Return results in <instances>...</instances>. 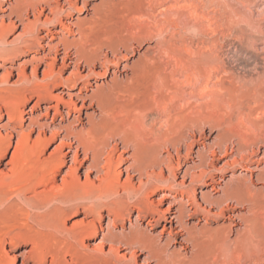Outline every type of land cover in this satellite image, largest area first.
Here are the masks:
<instances>
[{"label": "bare ground", "instance_id": "1", "mask_svg": "<svg viewBox=\"0 0 264 264\" xmlns=\"http://www.w3.org/2000/svg\"><path fill=\"white\" fill-rule=\"evenodd\" d=\"M4 1L0 0V9L6 11L0 16V82L5 83L0 87V118L5 115L6 122L0 124V164L11 150L0 168V264H14L15 259L8 256L4 243L13 246L20 241L30 244L27 252L33 264H138L140 255L139 264H264V231L257 215L264 208V134L251 122L254 111L241 114L246 129L235 143L225 133H206L196 118V106L218 102L228 90L225 82L233 77L213 52L212 34L210 40H199L202 48L185 39L168 46L158 43L151 53L146 46L128 64L124 58L129 59L140 38L118 36V44L105 45L93 33L96 20L118 1L101 0L90 8V18L72 23L63 15L82 12L86 0L80 4L79 0H10L2 8ZM220 1L226 0H148V4L163 14L154 25L179 28L182 23L185 30L205 37L216 32L217 13L205 5ZM228 1L232 15L255 25L252 31L264 39V25L254 24L264 20V0ZM139 13L137 20L151 17L143 9ZM16 22L21 28L8 40ZM30 47L42 50L17 66H4L8 58ZM103 47L102 56L98 50ZM256 47L264 51V42ZM27 65H31L28 74ZM100 66L102 70H97ZM13 71L16 77L9 82ZM108 73V80L96 82ZM256 80L259 90L252 97L259 96L261 105L255 116L263 118L264 70ZM57 86L61 90L53 93ZM32 97L33 106L43 102L42 111L33 114L29 109L24 117L22 107ZM56 139L58 143L45 154ZM182 155L192 160L182 163ZM249 162L256 163L255 172L234 174L237 166L247 169ZM82 167L83 179L78 173ZM228 168L231 173L225 179ZM214 173H219L218 185ZM207 185L209 189L197 190ZM78 211L84 217L66 226L67 217ZM102 211L112 216L104 228ZM225 216L232 221L210 224ZM126 219L127 231L115 232L116 222ZM161 220L164 223L154 232ZM99 231L98 246L90 248L85 239ZM105 244L108 250L103 249ZM121 249L128 252L120 253Z\"/></svg>", "mask_w": 264, "mask_h": 264}, {"label": "rangeland", "instance_id": "2", "mask_svg": "<svg viewBox=\"0 0 264 264\" xmlns=\"http://www.w3.org/2000/svg\"><path fill=\"white\" fill-rule=\"evenodd\" d=\"M9 1L10 0H5L3 5H2V8L5 7ZM102 1L107 2L109 0H102ZM113 1H115V2L118 1L117 5L115 7H113L112 9H110L108 12L100 15V18L96 20L97 23L93 29V33L95 35H98L99 36L98 39L101 41L100 43L105 44V45H116V44H118V42H117L119 40L118 38H123V37L129 38L132 36L140 38V40H141L140 44L134 45V49H133L134 51L132 50L129 59L124 58V62H128V64H130V62H132V61L137 60L138 56L140 54H142V52H144L147 47H149V50L147 52L151 53L152 49L157 47L158 45H161V44L166 45L167 44V46H168L169 45L168 43H171V42L179 43L185 39L187 41L193 40L194 46L196 43H198V46L200 48H202V46H200L201 44H199L200 43L199 40H202L203 38L205 39L207 37L209 38V39L207 38V40H210L211 39L210 36L212 34V39L215 40L214 50H216V51L213 50V52H215L217 54V56L219 57V59L222 60V62H224V64L227 66V68L229 70H231L230 73H231V75L233 74L232 75L233 79L231 78V80L229 82H225V87H226V89L228 87L229 91L227 90V91L222 92L219 95V99L217 100L218 102H214V103H205V102L202 103L201 102L199 105L196 106L195 111L197 114L196 118L198 119V122H200L202 125L205 126L206 133H208L209 130H210V133L212 132V136L218 132L219 133H225L235 143L236 142L235 140L238 139L242 135L240 133L244 132L246 129V126L244 125L245 123H242V121L240 119L241 114L246 113V111H248V112L254 111L252 113V116L254 115L253 117H255L257 119L251 117V120H252L251 122L253 124L256 123V125L259 127V132H262V134H264V117L262 118V117H256L255 116L256 110H258V108L261 105L260 99H258L259 96H257L256 98L252 97V96H256L257 95L256 93L259 90L257 88V87H259V85H258L259 81L256 80L257 76L260 75L261 72H263V70H264L263 69V67H264V64H263L264 63V51L263 50L261 51L256 46L258 43H260V41L264 42L263 41L264 39H263L262 35L257 34L256 30L252 31L253 28L256 29L255 25L251 24L249 26L250 23L244 17L232 15V12L230 10V5H229L230 2L229 1L226 2L227 0L226 1L223 0L226 3L225 2L222 3L220 1V3L218 2L219 4L215 3L214 6H212V4H209V2H207V5H205L206 8H210V9L214 7L215 13L217 12L215 14V17H216L215 21H213V23H214L213 28H215L216 32H214V34L212 32H209V34H208L209 36H205V37H204V35H200V34L196 33L194 30L193 31L191 29L187 30V27L185 30V27L182 25V23L179 26L180 29L178 27L175 28L174 25H172V24L167 25V26L164 25L162 28L154 25V23H153L154 19H157V20L162 19L163 16L161 17V15H163V14H158V12H157L158 7L150 6L148 4V0H113ZM80 2L81 1L79 0V4H80ZM100 2H101V0H86V7L83 9L82 12H78V11L74 10L72 15H70V16L63 15V20L66 22L71 21V23H72V22L76 21V18H87L88 19L91 17V13H92L90 8L95 4H99ZM209 5L212 7H210ZM149 6H150V8H149ZM248 7L250 8L251 5L249 6V4H248V6L246 8H248ZM233 8H235L234 5H233ZM142 9L145 10L146 13H149L151 17L147 18V16L146 17L143 16V17H140L139 20H137V17L140 15L139 12ZM240 9H245V7H242ZM3 14H6V11H3L2 9H0V16ZM24 16H26V17L28 16L29 18H32V15H24ZM131 19H132V21H131ZM0 21H1V19H0ZM263 21L258 20L254 24H256V26L258 28L259 26L264 25ZM4 22L8 23V20L6 18H4ZM189 22L191 23V21H189ZM245 22H247V23H245ZM200 24L203 25L202 23H200ZM16 25H17L16 29L13 31V33L11 32L8 34V36H7L8 40L11 39L16 34V32L20 30L21 25H18L17 22H16ZM181 26L184 27L182 30H181V28H182ZM251 26L252 27L254 26V27L252 28ZM216 27H217V29H216ZM116 37H118V38L116 39ZM69 38H73V37H69ZM43 40H45V39H42V42H43ZM251 40H254L255 42H257V44L252 43L253 46H251ZM106 42H108V43H106ZM156 44H158V45H156ZM255 48H256V50H255ZM41 50H42L41 48L30 47V49L28 51L21 53V54L15 56L13 58H8L7 61L4 63V66H11V65L17 66L18 63H21L24 59L29 58V56L32 54H35L37 52L39 53ZM121 52L123 54V51H121ZM199 52H203V50L200 49ZM98 53L102 54V56H103L106 53V48L103 47L102 49H99ZM164 55H165L164 58L167 59L168 55H166V54H164ZM108 56L111 57V53L109 51H108ZM58 63H59V61H58ZM42 68H43V65L39 66V68L36 72V74L38 76H41ZM70 69H71V66L66 68L63 75L67 74ZM98 69L102 70V67L101 66H100V68L97 67V70ZM30 70H31V65H27L25 67V72L28 74L30 72ZM2 71L3 70L0 68V81H1ZM256 73H258V75H256ZM109 76H110V74L108 73V75L106 77H98L96 79V82L98 84H100L102 81L108 80ZM15 77H16V73H15V71H13L10 78L8 79V81L11 82L12 80L15 79ZM252 80H253V83H252ZM4 86H5V83L0 82V87H4ZM255 86H257V87H255ZM61 88L62 87H60V86L54 87V88H52V92L53 93L59 92L61 90ZM92 88H94V87H92ZM34 101H35V98L32 97L22 107L24 117H27L30 114L31 111L29 109H32L33 114H37V113L42 111V109H40V108L43 105V102L36 105V106H33ZM205 105H206V107H205ZM26 111H28V112H26ZM236 113H237V115H236ZM5 122H6V116L3 115L0 118V124H3ZM34 134H35V132L33 133V135ZM12 140L13 141L15 140V136L12 138ZM57 143H58V140L56 139V140L52 141L50 144H48V146L45 149V154H47L49 151H51ZM195 148L196 147H194V150H195ZM261 149H264V143H263V145H261ZM10 150H11V147L9 148L8 153L2 157V159H1L2 162L0 164V168L3 167V165H2L3 162H5L8 159ZM260 155H261V152L258 154V156H260ZM182 156H181L182 163L183 162H189L190 160H192L191 157H184V156L182 157ZM224 159L225 158H222L220 161H216L217 164L220 165ZM246 164L248 165L247 169L241 168L240 166H237L234 174H238V172L241 171V173L248 176L251 172H255V169H254V166L256 164L255 162H249ZM259 166H261V165H259ZM181 169H183V166L182 167L180 166L178 169H176V173H178V174L181 173ZM83 172H84L83 167L78 170V173H79L81 179L84 178ZM230 173H231V168H228V171H226L224 173V178L227 179V177L229 176ZM218 174L219 173H214V180H215L214 184H216V185L219 184V182L217 180ZM90 176L92 177L93 174H91ZM123 177H124V174H122V178ZM58 178H59V176H58ZM251 186H254V184L252 183ZM256 187H257V185H256ZM207 188L209 189L210 185H207L206 187L205 186L198 187L197 190L198 191L199 190L204 191ZM198 195H199V193H198ZM165 205L166 204L162 205L163 206L162 208H164ZM239 210L240 209H236V211H239ZM261 211L259 210L258 211L259 213L257 215H258V220L260 219L259 220V226L264 231V228H263L264 227V220H263L264 219V208H261ZM102 214H103V217L100 220V222H101V228H104L106 226L107 217H109V219H112V216L107 215V213L105 211H102ZM135 214H136L135 212H132V217H131L132 220L134 219ZM260 216H262V217L260 218ZM81 217H84V214L82 213V211H78V212H75L73 214L71 213L66 219V226L71 225L74 222V220H79V218H81ZM85 218H86V220H89L93 217L92 216H86ZM193 219L197 221V217H193L191 220H193ZM224 220H231L232 221V219L225 216L224 218L215 219V221H213L210 224L213 226L214 222L219 223V222H222ZM201 222L202 221H200V224H201ZM163 223H164V221L161 220V222L159 224L154 226L153 231L156 232L157 230H159ZM127 224H128L127 219H126V223H122V221L118 220L116 222V228L114 229V231L119 232L120 228H123V230L127 231ZM144 224H145V222H144ZM100 236H101V231H99L95 235L88 236L84 242L90 248H92V247L96 248L99 244ZM4 246H5L4 250H6L8 252V256H12V255L15 256L14 264H33V260L31 259L29 253L27 252L30 249V244L28 242L20 241L16 245H13V246L9 245L8 243H4ZM108 248H109V246L107 244H105L103 247L104 250H108ZM119 252L123 253V252H128V251L125 249L124 250L121 249ZM65 257L67 260L68 259L70 260L69 255H66ZM24 258H26L25 262L22 263L21 260ZM141 258H143V255H140V257L137 258L138 264L141 262ZM48 260H49V257H48ZM46 264H49V262L46 261ZM70 264H76V263L73 261H70Z\"/></svg>", "mask_w": 264, "mask_h": 264}]
</instances>
